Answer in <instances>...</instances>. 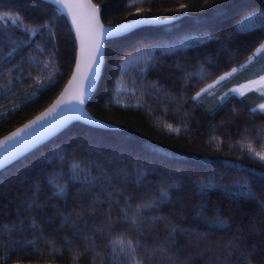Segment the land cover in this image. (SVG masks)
Here are the masks:
<instances>
[{"label": "trees", "instance_id": "trees-1", "mask_svg": "<svg viewBox=\"0 0 264 264\" xmlns=\"http://www.w3.org/2000/svg\"><path fill=\"white\" fill-rule=\"evenodd\" d=\"M92 1L106 24L178 18L106 41L87 109L116 128L74 122L0 170V264H264V97L231 91L261 74L264 0ZM0 17L1 137L55 99L76 46L44 1Z\"/></svg>", "mask_w": 264, "mask_h": 264}, {"label": "water", "instance_id": "water-1", "mask_svg": "<svg viewBox=\"0 0 264 264\" xmlns=\"http://www.w3.org/2000/svg\"><path fill=\"white\" fill-rule=\"evenodd\" d=\"M41 1L53 5L66 18L76 46L74 62L67 81L55 99L35 116L0 137V170L46 143L74 122L96 128H116L96 118L87 109L102 73L106 41L143 26L165 24L178 18L137 17L106 24L101 18V7L92 0H63L62 5L52 0ZM97 42L100 49L98 62L92 64L91 57L95 55ZM89 67L94 71H89ZM33 121H36L35 125L25 129V125H32ZM21 129L25 130L21 132ZM18 132L19 135L14 139L6 141V138Z\"/></svg>", "mask_w": 264, "mask_h": 264}, {"label": "rangeland", "instance_id": "rangeland-1", "mask_svg": "<svg viewBox=\"0 0 264 264\" xmlns=\"http://www.w3.org/2000/svg\"><path fill=\"white\" fill-rule=\"evenodd\" d=\"M263 51H264V47L260 48V52L259 53L262 54ZM223 77H224V79H226L227 77H229V74H225ZM224 79H219L218 82H215V83L211 84L212 87L214 85L218 84L221 81H226ZM212 87L207 88L210 91L206 89V91H209L207 93H212V91L214 90ZM253 88L258 90L259 94L262 93L264 95V76H262V77H260L259 79H256V80H252V81H250V82H248L246 84L239 85L236 88L232 87L231 91L234 94H236V95H240V94H244L245 92H247V91H249L250 89H253ZM213 92L215 93V91H213ZM262 105H264V102L259 107V109H261V110L264 109V108L261 107ZM262 155H264V153Z\"/></svg>", "mask_w": 264, "mask_h": 264}, {"label": "snow or ice", "instance_id": "snow-or-ice-1", "mask_svg": "<svg viewBox=\"0 0 264 264\" xmlns=\"http://www.w3.org/2000/svg\"><path fill=\"white\" fill-rule=\"evenodd\" d=\"M52 2L55 3V4H60V5L63 4V0H52ZM4 18H5V17H0V19H4ZM26 28H27V26H26ZM100 34H101V36L103 35V29H102V28L100 29ZM99 51H100V49H99V43L97 42V43L95 44V55L91 57L92 64H96V63L98 62ZM89 71H94V69L91 68V67H89ZM233 71H235V69H233ZM229 75H230V74H229ZM221 79H224V77H221ZM210 87H212V85H209V88H210ZM202 91H206V89H202ZM199 96H200V93H197L196 97H193V99H197ZM81 102H82V101H81ZM54 107H55V106H54ZM261 107L264 108V105H262ZM39 119H42V118H38V120H39ZM35 123H36V121H33V122H32V125H25V129L32 127L33 125H35ZM25 129H21L20 131L22 132V131H24ZM16 135H19V132L13 134V137H8V138H6V141H7V140L14 139V137H15ZM249 150L251 151V148H250ZM256 155L259 156V158H260L262 161H264V155H262V154H260V153H256ZM245 190H246V186H242V188H241V193H240V194H243V191H245ZM233 195H235V193H233ZM117 243L122 244L123 242L120 241V242H117ZM127 243H128V246H129V247H132V242H131V241H128ZM121 250H122V249H121Z\"/></svg>", "mask_w": 264, "mask_h": 264}, {"label": "crops", "instance_id": "crops-1", "mask_svg": "<svg viewBox=\"0 0 264 264\" xmlns=\"http://www.w3.org/2000/svg\"><path fill=\"white\" fill-rule=\"evenodd\" d=\"M263 47H264V45H263ZM262 48V47H261ZM259 52H260V49L256 52V58H257V56L259 55ZM264 54V51H263V53L262 54H260L259 55V58L261 57V55H263ZM262 59L261 60H258V62L260 61V63L258 64V63H256V66H255V72H256V74L257 73H261V74H258V76H255L254 78H249L248 80H245V81H243V82H240L238 85H235V86H233L234 88H236V87H238L239 85H242V84H246V83H248V82H250V81H252V80H256V79H259L260 77H262V76H264V56H262L261 57ZM250 62H253V60H250ZM249 62V63H250ZM252 90H255V91H257L258 93H259V91L258 90H256L255 88H253V89H250L249 91H252ZM249 91H247V92H249ZM247 92H245V93H247ZM244 93V94H245ZM241 95H243V94H240L239 96H241ZM261 95L264 97V95L261 93ZM262 104V103H261ZM260 104V105H261ZM260 105L258 106V108L260 107Z\"/></svg>", "mask_w": 264, "mask_h": 264}]
</instances>
